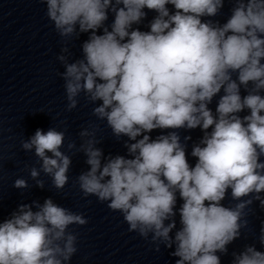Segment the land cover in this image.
<instances>
[{
	"label": "clouds",
	"instance_id": "1",
	"mask_svg": "<svg viewBox=\"0 0 264 264\" xmlns=\"http://www.w3.org/2000/svg\"><path fill=\"white\" fill-rule=\"evenodd\" d=\"M41 2L65 41L57 59L67 111L84 93L95 105L92 115L118 140L127 137L126 155H104L98 125L79 132L78 148L68 143L86 157L88 168L76 178L84 197L119 212L128 231L150 237L156 251L172 249L175 264H221L248 228L254 202L264 208V0H228L231 15L223 24L212 18L225 0ZM145 9L156 14L147 31L140 27ZM82 34L88 36L82 58L70 61L67 41ZM197 128L202 137L192 146L193 166L186 151L191 136L180 130ZM154 130L161 134L153 138ZM65 138L53 127L21 142L41 161L39 170L30 169L36 186H45L41 172L57 190L68 184ZM13 187L29 184L18 178ZM229 193L232 206L223 203ZM87 223L52 198L21 203L0 221V264H69L78 252L70 226ZM258 240L264 248V226ZM231 256V264H264L255 244Z\"/></svg>",
	"mask_w": 264,
	"mask_h": 264
}]
</instances>
